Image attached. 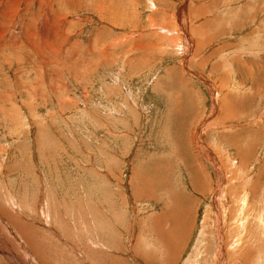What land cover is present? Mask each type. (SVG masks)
<instances>
[{"label":"rangeland","instance_id":"obj_1","mask_svg":"<svg viewBox=\"0 0 264 264\" xmlns=\"http://www.w3.org/2000/svg\"><path fill=\"white\" fill-rule=\"evenodd\" d=\"M5 1L0 264H264V0Z\"/></svg>","mask_w":264,"mask_h":264},{"label":"bare ground","instance_id":"obj_2","mask_svg":"<svg viewBox=\"0 0 264 264\" xmlns=\"http://www.w3.org/2000/svg\"><path fill=\"white\" fill-rule=\"evenodd\" d=\"M3 1H4V0H3ZM6 1H7V0H6ZM6 1H5V3H7ZM12 1H13V0H12ZM12 1H11V2H12ZM13 2H14V1H13ZM30 3H31V2H30ZM7 4H8V3H7ZM10 4H11V3H10ZM12 4H13V3H12ZM20 4H22V3H20ZM28 4H29V3H28ZM13 6H14V5H13ZM43 6H44V5H43ZM8 7H9V6H8ZM205 7H206V6H205ZM5 8H7V7H5ZM14 8H15V6H14ZM14 8H13V9H14ZM185 8H186V7H185ZM5 10H6V9H5ZM7 10H8V9H7ZM17 10H19V9H17ZM46 10H47V9H46ZM26 11H27V10H26ZM4 12H5V11H4ZM8 13H9V12H8ZM12 13H13V12H11V14H12ZM13 14L15 15V13H13ZM21 14H22V12H21ZM62 15H63V14H62ZM2 16H3V15H2ZM5 16H7V15H5ZM5 16H4V18H5ZM12 17H13V16H12ZM18 17H20V16H18ZM9 18H10V17H9ZM15 18H16V17H15ZM15 18H14V19H15ZM40 18H42V17H40ZM15 20H16V19H15ZM23 20H24V19H23ZM49 20H50L49 17H46V18L43 19V22H42V27H43V28H45V26H48V27H49V26L51 25V24H50V25H47V23H48ZM0 21L2 22L1 19H0ZM3 21H4V20H3ZM37 21H38V20H37ZM2 23H4V22H2ZM23 23H24V22H23ZM50 23H51V22H50ZM2 25H3V24H2ZM6 25H7V24H6ZM43 25H45V26H43ZM57 25H58V24H57ZM57 25H56V26H57ZM0 26H1V25H0ZM3 26L5 27V25H3ZM3 26H2V27H3ZM16 26H17V25H16ZM16 26H15V27H16ZM22 26H23V25H22ZM29 26H30V25H29ZM9 27H10V26H9ZM11 27H12V24H11ZM24 27H25V25H24ZM24 27H22V28H24ZM30 27H31V26H30ZM51 27H52V26H51ZM51 27H50V29H51ZM6 28H7V27H6ZM36 28H37V27H35V32L37 31ZM7 29H8V28H7ZM24 29H25V28H24ZM37 29H38V34H36V36H35L36 39H39L38 37H40V36H38V35H41L43 32H45L44 34H47L48 39L54 38V39L57 40V34L53 32V28H52V31L49 29L50 31H48V32L44 31V30H46V28H45V29L37 28ZM41 29H42V30H41ZM8 30H9V29H8ZM10 30H13V29L11 28ZM16 30H17V29H16ZM16 30H14V31H16ZM20 31H21V30H20ZM23 31H24V30H23ZM25 31H26V30H25ZM25 31H24V32H25ZM63 31H64V26H63V25H60L59 28L56 30L57 33H63ZM165 31H166V30H165ZM3 32L5 33L6 30L4 31V29H3V30L0 29V33H3ZM29 32H30V31H29ZM35 32H34V33H35ZM127 33H128V32H127ZM8 34H9V33H8ZM8 34H7V35H8ZM24 34H25V33H24ZM190 34H191V33H190ZM185 35H186V40L188 41L187 43H188V46H189V47H187V46L185 45V46H183L181 49H179L180 51L183 50V51L185 52V54L183 53V55H182V56H183V63H184V61H186V60H188V59H190V58L192 57L191 54H194V55H195V52L197 53V51H198L197 48H200V47H196V45L199 44V43H197L196 45H193V44H194V41H193V40H190L188 29L185 31ZM11 36H12V35H11ZM28 36H29V37H28V40H29V41H27V44H28V45H29V44H33L34 39H35L34 36H33V32L31 31V33H29ZM47 36H46V37H47ZM123 38H124V37H123ZM25 39H27V37H26ZM174 39H175V38L172 37L170 41H175L176 39H175V40H174ZM184 40H185V39H184ZM5 41H6V40H5ZM37 41H38V40H37ZM124 41H127V39L124 38V39H122L121 42L124 43ZM3 42H4V41H3ZM29 42H30V43H29ZM48 42H49V41H48ZM54 42H55V41H54ZM119 42H120V41H119ZM176 42H177V41H175V43H176ZM130 43H131V42H130ZM130 43H129V44H130ZM173 43H174V42H173ZM185 43H186V42H185ZM35 44H36V43H35ZM39 44H41V43H39ZM45 44H46V42L44 43V45H42V44H41V45H42V46H45ZM115 44H116V43H115ZM183 44H184V42H183ZM41 45H39V46H35V45H34V46L37 47V49H38V48H40ZM49 45H50V44H49ZM49 45H48V46H49ZM133 45H134V44H133ZM174 45H175V44H174ZM176 45H177V44H176ZM181 45H182V44H181ZM30 46H32V45H30ZM34 46H33V47H34ZM137 46H138V49H141V45H140V43L137 44ZM149 46H155L156 49H157V48L160 49V46L158 47V46H156V44H153V43H150V42H149ZM197 46H198V45H197ZM33 47H31V48H33ZM147 47H148V45H147ZM174 47H175V46H174ZM178 47H179V46H178ZM142 48H143V47H142ZM176 48H177V47H176ZM179 48H180V47H179ZM43 49H45V48H43ZM133 49H134V48H133ZM145 49H146V47H145ZM161 49H162V48H161ZM221 49H223V48H221ZM221 49H220V50H221ZM224 49H225V48H224ZM1 50H2V49H1ZM33 50H34V49H33ZM45 50H47V49H45ZM130 50H132V47H130ZM177 50H178V49H177ZM38 51H39V49H38ZM40 51H43V50H41V48H40ZM29 52H30V51H29ZM43 52H44V51H43ZM162 52H163V51H162ZM218 52H219V51H218ZM156 53H157V52H156ZM180 53H182V52H180ZM148 54H149V53H148ZM103 55H104V57H105V53H104ZM211 55L213 56V54H211ZM234 55H235V53H234ZM42 56H43V55H42ZM106 56H107V55H106ZM168 56H169V55H168ZM228 56H229V55H228ZM231 56H232V55H231ZM106 58H107V57H106ZM112 58H113V57H112ZM194 58H195V57H194ZM33 59H34V58H33ZM46 59H48V58L46 57ZM144 59H145V58H144ZM192 59H193V58H192ZM107 60H108V59H107ZM112 60H113V59H112ZM238 61H239V60H238ZM186 62H187V61H186ZM190 62H191V61H190ZM193 62H194V61H193ZM208 62H209V61H208ZM222 62H223V61H222ZM188 63H189V62H187V65H188ZM191 63H192V62H191ZM223 63H224V62H223ZM237 63H238V62H237ZM185 64H186V63H185ZM199 64H200V63H199ZM142 65H143V64H142ZM182 65H183V64H182ZM189 65H190V64H189ZM204 65H206V64H204ZM207 65H208V64H207ZM183 66H184V65H183ZM183 66H181V68H183ZM202 67H203V66H202ZM219 68H221V67H219ZM222 68H223V67H222ZM183 70H184V68H183ZM218 70H219V69H218ZM169 71H170V70H169ZM171 71H172V70H171ZM192 74H193V73H192ZM196 74H197V73H196ZM178 75H179V74H178ZM184 75H185V74H184ZM168 76H169V75H168ZM170 76H172V75H170ZM170 76H169V77H170ZM173 76H174V75H173ZM193 76H194V75H193ZM179 77H180V76H179ZM197 77H198V76H197ZM199 77H200V76H199ZM201 77H202V76H201ZM201 77H200V78H201ZM204 78H205V77H204ZM176 79H177V78H176ZM198 79H199V78H198ZM209 79H210V78H209ZM181 81H183V78L181 79ZM186 81H187V80H186ZM214 82H215V81H214ZM217 82H218V81H217ZM183 83H184V81H183ZM210 83H211V82H210ZM185 84H186V83H184V87H185ZM211 84H212V83H211ZM219 84H220V83H219ZM238 84H239V83H238ZM213 85H214V84H213ZM215 85H217V84H215ZM207 86H208V85H207ZM221 86H222V88H223V87H226V86H224V85H221ZM219 87H220V86H219ZM210 88H211V91H210V89H209V91L213 93V97H214V100H213V101H214V105H216V104L219 102V97H220V99H222V100L226 98V95H223V94H224V90H226L227 88H226V89L223 88L224 90L222 89L221 92H220V88H219V90L216 89V88H213V87H211V86H210ZM233 88H234V87H233ZM230 89H231V88H230ZM228 90H229V89H228ZM231 90H232V89H231ZM187 91H188V89H187ZM226 92H227V91H226ZM226 92H225V94H226ZM230 94H232V93H230ZM235 95H236V94H235ZM246 96H247V95H246ZM236 97H238V96H236ZM242 98H243V96H242ZM193 99H194V98H193ZM225 100H226V99H225ZM228 101H229V100H228ZM224 103H225V102H224ZM218 105H219V104H218ZM178 107H179V106H178ZM195 108H196V107H195ZM213 110H214V109H213ZM231 112H232V110H231ZM177 113H178V112H177ZM196 115H197V114H196ZM218 115H219V114H218ZM206 122H207V121H206ZM206 124H207V123H206ZM196 134H197V133H196ZM196 136H198V134H197ZM196 136H195V137H196ZM195 141H196V140H195ZM198 143H199V142H198ZM198 143H197V144H198ZM197 144H196V146H198ZM206 160H208V161L210 162V164L212 163V159H211L210 157L206 158ZM198 168H199V167H198ZM199 176H201V175H199ZM203 177H204V176H203ZM200 178H201V177H200ZM205 178H206V177H205ZM201 180H202V179H201ZM203 186L206 187V186H207V182L203 181ZM151 198H152V197H151ZM214 203H215V202H214ZM219 220H220V219H219ZM215 224H216V228L221 229V228L225 227V225H226V221H225V220H220V221L216 222ZM240 227H241V225L236 226V230H237V231L239 232V234L241 235V231H242L243 229L240 228ZM253 231H254V230H253ZM254 232H255V231H254ZM134 243H135V242H134ZM32 246H33V245H32ZM263 250H264V249H263ZM260 251H261V250H258L257 252H255V254L258 255V256H257V259H258V257H260V255H261ZM262 252H263V251H262ZM255 254H254V255H255ZM259 254H260V255H259ZM75 255H76V254H75ZM254 255H253V257H255ZM263 256H264V255H263ZM259 259H260V258H259ZM254 262H257V260H256V261L253 260V263H254ZM260 263L263 264V262H260V261L257 262V263H255V264H260ZM221 264H224V263H221ZM234 264H235V263H234Z\"/></svg>","mask_w":264,"mask_h":264}]
</instances>
